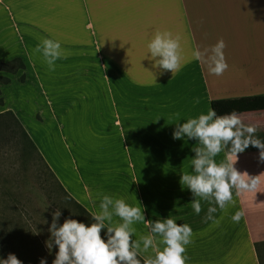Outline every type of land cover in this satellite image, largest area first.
<instances>
[{
    "label": "crops",
    "instance_id": "1",
    "mask_svg": "<svg viewBox=\"0 0 264 264\" xmlns=\"http://www.w3.org/2000/svg\"><path fill=\"white\" fill-rule=\"evenodd\" d=\"M157 31L180 37L181 67L174 73L151 58L147 45ZM42 38L59 41L66 53L54 71L33 52ZM221 39L229 67L210 75L193 52ZM14 58L25 70L0 85V113L15 115L63 190L89 215L100 212L103 195L123 199L146 220L171 218L191 227L185 264L258 263L260 150L250 145L234 164L258 177L256 191L237 195L233 188L234 203L225 210L197 197V215L192 193L179 181L195 174L192 149L200 145L174 140L173 132L213 108L217 115L235 111L264 142V0H0V62ZM229 149L214 157L217 164L229 162ZM209 207L217 209L219 224L205 222ZM237 212L243 216L234 222ZM120 223L113 216L104 227ZM131 227L134 241L149 234L143 222ZM154 255L150 248L137 257Z\"/></svg>",
    "mask_w": 264,
    "mask_h": 264
},
{
    "label": "clouds",
    "instance_id": "2",
    "mask_svg": "<svg viewBox=\"0 0 264 264\" xmlns=\"http://www.w3.org/2000/svg\"><path fill=\"white\" fill-rule=\"evenodd\" d=\"M147 47L157 68L172 73L180 69L182 57L179 36L174 38L170 32L157 31ZM225 47V42L221 39L203 51L195 50L193 57L206 65L210 75L222 76L229 67L224 56ZM33 52L42 55L50 71L55 70L56 60L66 58L60 42L47 38H42ZM196 102L199 103L198 98ZM176 115L178 117L179 113ZM256 131L254 126L243 125L235 111L217 115L213 108H209L206 115L201 114L198 118L176 125L174 140L186 137L200 145L192 149L195 156L191 162L195 174H181L179 181L181 186H187L192 193L194 199L191 205L197 215L201 212L197 197L210 203L214 200L221 210H225L229 203H234L233 188L237 195L256 191L258 177H249L246 172L241 173L234 167L238 154L243 153L250 145L260 150L259 160L264 163V142L254 138ZM229 145V162L217 164L214 157ZM99 207L100 212L92 216L95 223L90 226L70 218L58 225L61 211L57 209L52 214L47 247L49 250L53 244L58 247L52 264H141L137 259L138 253L148 252L150 248L155 255L147 257L143 264H185V246L192 243L193 235L189 225H178L171 218L146 220L140 208L129 206L123 199H113L108 195H103ZM216 211L215 207H209L205 222L212 220L214 224H219V220L212 215ZM113 216L119 217L122 223L107 228L105 242L101 238V231L104 229V222L107 220L111 223ZM242 216L243 212H237L232 220L239 222ZM135 222H143L149 228V234L134 241L132 235L135 228L131 226ZM156 237L160 238L158 243L164 245L162 251L157 247ZM0 264L22 262L9 253L6 259H0ZM40 264H47L46 258H41Z\"/></svg>",
    "mask_w": 264,
    "mask_h": 264
},
{
    "label": "rangeland",
    "instance_id": "3",
    "mask_svg": "<svg viewBox=\"0 0 264 264\" xmlns=\"http://www.w3.org/2000/svg\"><path fill=\"white\" fill-rule=\"evenodd\" d=\"M20 151L12 141L0 142V259L11 253L22 264H40L41 258L52 264L58 247H47L48 229L57 209L58 225L69 218L86 226L95 222L60 190L46 167L39 161L26 162ZM101 238L107 242L103 230Z\"/></svg>",
    "mask_w": 264,
    "mask_h": 264
},
{
    "label": "trees",
    "instance_id": "4",
    "mask_svg": "<svg viewBox=\"0 0 264 264\" xmlns=\"http://www.w3.org/2000/svg\"><path fill=\"white\" fill-rule=\"evenodd\" d=\"M23 70H25V65L20 58H14L6 62H0V85H7L10 82L11 75H14L17 72ZM19 81L21 83L25 81L24 74L19 77ZM0 105H3V98L1 96V92ZM2 141H12L13 144L17 147L21 146V157L26 162L39 161L44 167H46L50 172L51 176L55 179L60 190L71 200L72 203H74L79 209L84 211L89 216V218L94 221L91 215H89L80 205H78L71 197L66 194V192L63 190V188L55 178L54 174L50 171V169L44 162L34 143L31 141L30 137L11 111H5L0 113V142ZM102 230L105 233L107 232L106 227H104V229ZM255 251L258 264H263L264 241L257 242L255 244ZM137 259L139 258L137 257ZM141 264H143V261H141Z\"/></svg>",
    "mask_w": 264,
    "mask_h": 264
}]
</instances>
